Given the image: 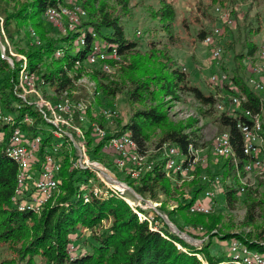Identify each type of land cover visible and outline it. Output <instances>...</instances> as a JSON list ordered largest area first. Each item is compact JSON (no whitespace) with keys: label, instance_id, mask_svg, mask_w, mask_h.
Instances as JSON below:
<instances>
[{"label":"trees","instance_id":"1","mask_svg":"<svg viewBox=\"0 0 264 264\" xmlns=\"http://www.w3.org/2000/svg\"><path fill=\"white\" fill-rule=\"evenodd\" d=\"M160 1V9L153 10L152 14L161 21L167 39L165 42L151 39L142 47L139 40L128 37L125 26L105 0H81L88 12L83 24L92 26L103 38L118 45L122 60L115 65L118 68L117 75H111L99 67L88 71L84 60L91 50V37L85 46L77 50L72 41L76 33L50 34L49 29L55 33L57 31L45 20L44 12L48 7L57 5L59 0H0L2 42L6 45V54L14 60L12 65L0 52V75L4 76L0 79V101L5 111L18 114V118L25 114L35 118L33 124L22 126L29 132L42 133L41 157L46 148L52 147L57 140L50 130L46 133L43 131L44 126L40 127V124L49 122L35 104L26 103L18 108L23 103L15 89L20 60L11 54L8 42L11 46L15 45L17 52L27 56L30 71L44 78L47 83L45 91L53 94L50 99L57 102L66 95L75 103H85L84 110L74 108L73 121L85 129L91 155L100 154L104 141L109 137L126 132L131 134L141 153H150L152 132L157 127L161 129V134L156 146L175 144L186 155V162L193 156L191 145L195 149L200 148L195 128L198 119L192 117L178 123L171 122L167 100H182L183 94L190 93L203 105L214 108L218 100L214 93L208 94L191 84L188 72L173 57L169 45L175 43L173 27L177 11L168 0ZM120 3L126 5L128 0H120ZM236 11L233 10L235 15ZM256 18L259 22L260 18ZM213 29L203 27L197 36L204 41ZM260 30L259 23L256 28L246 23L243 26L246 41L243 49L235 55L236 66L230 70L226 66L221 69L229 73L245 97L236 106L235 115L225 110L217 118L221 126L220 133L230 134L234 152L227 158L223 157L226 160L216 174H210V170L201 165L196 171L202 174L207 169L208 176L214 178L220 175L221 180H229L227 183L223 181V194L230 208H235L239 194L246 191L242 178L246 176L245 165L250 159L243 152L244 140L238 122H250L245 115V111L250 110L260 115L264 127V99L260 92L250 86L243 73L244 67L247 69L245 61L256 59L260 48V44L250 40L248 34L254 35ZM33 31L37 33L40 43L32 36ZM59 47H64L62 56L55 54ZM77 60L82 62L81 67L76 66ZM83 74L94 81L92 87L79 81ZM118 95L124 96L125 102L133 108L132 113L124 124L117 120V128L113 131L108 129L110 135L97 144L96 137L91 133V121L107 127V120L101 114L100 117L95 115L94 107H106ZM204 113L209 114V111ZM82 114L87 116L86 121L81 120ZM12 128L0 122V129L8 134ZM61 141L63 145L58 151L62 158L59 190L40 212L20 210L18 203L12 199L18 167L0 145V264H234L230 248V257H225L223 250L219 253L212 251L214 237L223 243L228 241V244L237 239L252 250L264 254V224L256 225L255 233L225 231L228 225L221 214L192 213L191 204L204 195L211 183L203 177L189 182L180 173L174 180L166 173L162 153H151L156 160L155 165L140 178H125L143 197L163 201L162 206L158 207L159 211L166 213L180 231L197 239L205 238L201 245L189 242L173 232L160 214H155L151 223L139 216L138 211L147 214L144 208L134 209L123 197L112 192L95 196L92 190L84 188L86 185L92 188L89 180L95 178V175L90 169L73 167L72 158L76 155V148L68 145L66 139ZM100 157L103 162L108 158L104 154ZM258 174L259 182L264 184V174ZM184 188H188V195ZM247 195L243 226H253L257 220V207L264 204V200H256L249 192ZM86 196H89L88 200ZM168 199L177 200L179 204L173 209H166ZM199 226L206 230L202 237L187 229H197ZM88 232L90 237L86 238ZM86 245H89L88 251ZM3 249L9 253L5 255L1 251Z\"/></svg>","mask_w":264,"mask_h":264},{"label":"built area","instance_id":"2","mask_svg":"<svg viewBox=\"0 0 264 264\" xmlns=\"http://www.w3.org/2000/svg\"><path fill=\"white\" fill-rule=\"evenodd\" d=\"M217 11L220 14V19H223H221L222 22H229L226 13L219 7ZM87 17L88 12L83 7L81 0H59L57 5L48 7L44 12L45 20L61 35L71 32L76 33L72 41L77 50L85 46L89 37H91V50L86 60H84L88 71L99 67L108 73L112 72L116 67L115 65L122 60L118 45L103 38L92 26L84 25L83 23L87 20ZM136 33L138 36L142 34L140 30ZM222 34L223 27L221 25L216 26L203 41L205 45L211 47L212 56L218 61L223 58L224 54L223 46L220 40H217V37ZM32 36L40 43L35 31L32 32ZM8 46L11 49V54L20 60V70L15 89L23 99V103H20L18 108H21L26 103L35 104L46 121L50 123V131L57 140L52 147L46 148L43 157H41L42 133L29 132L22 126L23 124H33L35 118L28 114L20 118H18L16 113L14 115L9 114L5 112L0 101V122L13 126L10 134L0 129V145L2 144L7 155L15 161L18 167L16 187L12 199L18 203L20 210L31 209L35 212H40L43 206L59 190L61 183L59 173L62 169V158L58 151L63 145L61 139H66L68 145H74L76 148V155L72 158L73 167L90 169L95 175V178L89 180V185H92V188L88 185L84 186V188L92 190L95 196H99L102 193H115L127 200L134 209L137 207L144 209L152 207L136 196V202L131 199L129 194L134 195L130 192V185L126 181L119 179V172L124 173L125 176L132 180L140 178L144 172L154 167L156 160L151 153L155 151L162 153V157L165 160L166 173L174 180H176L178 173L181 176L187 175L193 170L198 161L204 162V158H199L200 148L195 149L192 145L190 149L193 156L187 162L186 155L175 144L163 143L156 150L150 149V153L143 154L139 151L138 145L131 134L127 132L113 135L104 141L100 150V154L108 156L104 162L93 157L87 143L85 129L73 125L74 108L78 107L84 110L86 108L85 103H75L69 98L54 102L52 99L47 98L45 92L41 91V88H47L44 78L36 72L30 71L28 58L25 54L14 52L10 42H8ZM64 52V47H59L55 54L62 56ZM256 60V63L253 60L249 61L251 75L247 79L250 86L256 91L262 92L264 91V42L259 48ZM81 65L82 62L77 60L76 66L81 67ZM87 79L88 76L83 74L79 81L86 82ZM210 82L216 87H225L230 90L229 102L233 105V108H229L227 111L229 114L235 115L236 106L245 97L229 73L222 70L217 71L211 75ZM217 106L221 111H225V104L217 102ZM115 114V109L108 108L104 110L106 120L112 118ZM245 115L249 117L250 122L242 120L238 122V127L244 140L243 152L250 157L245 165L246 176L242 178L244 180L249 174L254 172L264 174V157L262 156L264 152L263 123L259 114H253L250 110H247ZM86 119L87 116L82 114L81 120L86 121ZM91 133L96 137L97 144L110 135L108 128L99 123L91 124ZM75 134L77 137H75ZM214 152L217 156L225 158L233 154V144L228 132H222L217 135ZM109 159L111 162H108ZM203 179L211 183V185L202 197L191 204L190 211L192 213L210 214L215 211L218 204L217 196L212 187L221 182V176L217 175L212 178L206 174ZM97 181L101 182L102 185H99ZM243 183L246 184L245 182ZM86 199L88 200L89 196H86ZM138 213L141 218L148 219L152 223L154 215L149 216L139 211ZM229 248L234 256V264H264V254L252 250L237 239H233L229 243Z\"/></svg>","mask_w":264,"mask_h":264},{"label":"rangeland","instance_id":"3","mask_svg":"<svg viewBox=\"0 0 264 264\" xmlns=\"http://www.w3.org/2000/svg\"><path fill=\"white\" fill-rule=\"evenodd\" d=\"M105 1L110 6L111 10H113L114 15L120 18L122 24L125 26L128 37L131 39L139 40L142 47H145V45L151 39H161L163 40V42L166 41L165 39H167V33L162 29L161 21L158 18H155L152 14L153 10L160 9V0H128V3L126 5H122L120 3V0ZM168 1L174 5L177 11V17L173 27V31L175 32V43L169 45L173 57L178 60L183 69L188 72L191 84L198 86L208 94L214 93L217 97L218 102L225 104V110H228L229 108L232 109L233 105H231L229 102L230 90L225 87H216L210 82V78L213 73L220 71L224 66H226L229 70L236 66V60L234 59L235 55L243 49V45L246 41L245 35L243 33V26L246 23L249 22L253 24L254 28H256L259 23L261 29L260 32L254 35H248L250 37V40L258 42L260 46L262 45V43L264 42V0H260V2L258 3H254V1L252 3V0H223L222 2H218L216 0L215 3L213 2V0ZM218 7L228 15L229 22H222L223 19H220V14L217 11ZM234 9L237 10V15L234 14ZM204 11H208V13L205 14ZM256 16L260 18L259 22L257 21ZM219 25L223 27V34L220 37H217V40L219 39L223 43L225 54L223 58L218 61L213 58L211 47L205 45L203 40L200 39L197 34L199 29L203 27H205L207 30H211ZM138 30L142 32L140 36H138L136 33ZM233 30H235V32ZM49 32L51 35L60 34L58 32L55 33L50 29ZM230 43L231 47L229 46ZM12 50L14 52H17L15 49V45H12ZM255 61L257 62L256 59L253 60V62ZM245 62L247 66L249 64V60H246ZM117 70L118 68L116 66L115 69L109 73L111 75H117ZM243 73L247 78L251 75V71L247 70L245 67ZM0 77L1 80L2 78H4L3 75H0ZM84 83H86L89 87H92L94 85V81L89 78ZM41 91L45 92L47 98L53 96L51 91H45V88H41ZM263 92L264 91L260 92L261 96L264 95ZM63 97L64 98L62 99L68 98L66 97V95H63ZM137 106L138 105H135L134 107ZM94 108V114L98 117H100L99 114L104 116L105 109L109 108L116 110V114L106 121L107 128L110 131H113L115 128H117V120L121 121V123L123 124L127 122L133 110V108L125 102L124 96L122 95H118L116 98L111 99V101L107 103L106 107ZM167 111L170 120L173 123L186 121L192 117L198 119L195 128H197V135L200 142L199 158H204V162H202L201 160L198 161L195 164L193 170H191L188 174L186 173L187 175H183V178L191 182V180H193L194 178H201L205 176L207 174V169L202 174H200V172H196L199 168L198 166L200 165L204 168L207 167L210 170V174H216L217 172H219L221 169V165L224 164L226 159L217 156L214 152L215 139L221 130V126L218 123L217 118L222 113V111L218 108V106L214 108L203 105L192 94L187 93L183 94L182 100H167ZM204 111H209V114L204 113ZM5 112L14 115V113L8 110ZM91 122L98 123L95 121ZM73 125L82 127L75 122L73 123ZM43 126V131L46 133L51 129V125L49 123L40 124V127ZM160 134V128L157 127L153 129L152 141L150 143V147L152 150L157 149L156 143L159 140ZM155 152L157 153L158 151ZM100 156L101 154H97V156L95 155L93 157L99 159ZM262 156L264 157V152ZM118 176L119 179L129 183L128 180H126L125 175H123L122 173ZM258 176L259 174L254 172L249 174V176H247L245 180L242 179V183H246H243V186H246V191L239 194V201L236 203L235 208H230L224 200V183L229 182V180H221L219 184L212 187L216 196L218 197V206L211 214H221L224 217L225 224L226 226L228 225V227L224 229L225 231L243 230L255 233L256 225L260 226L261 224H264V204H260L257 207L256 224L253 226H243V220L245 219L246 215L245 199L248 197L247 193L249 192V194H251V197L255 198L258 201L264 200V184H261L259 182ZM262 178H264V176ZM181 183L182 181L179 182V184ZM132 188L134 189V187ZM184 189L186 191V195H188V188ZM131 199L135 202L137 201L135 196H132ZM145 199L151 200L149 197H146ZM151 201L156 205L157 209L158 207H161L163 203V201ZM178 204L179 201L168 199L166 209H173ZM144 205L146 204L144 203ZM145 210L147 211L146 215L149 216L158 214L154 208H145ZM161 213L165 217L169 218V216L163 211H161ZM161 217L165 220V217ZM187 229L188 231H190V233L201 235V237L206 233V230L202 226L197 227V229H194L192 227H189ZM89 237L90 236L88 232L86 238ZM200 240H202V242H196L198 245H201L205 238ZM85 248L88 251L89 245H86ZM221 250H223V253L226 255L225 257L231 256L228 241L223 243L219 241L217 237H214L212 251L214 253H219L222 252ZM1 251L5 253V255L9 253L8 251H5V249ZM205 264L207 263L205 262Z\"/></svg>","mask_w":264,"mask_h":264},{"label":"water","instance_id":"4","mask_svg":"<svg viewBox=\"0 0 264 264\" xmlns=\"http://www.w3.org/2000/svg\"><path fill=\"white\" fill-rule=\"evenodd\" d=\"M1 22H0V52L3 58L9 60L12 63H14V60L12 59V57L8 56L5 52V45L2 42V35H1ZM130 192L136 196L137 198L146 201L152 208H154L158 214H160L161 216L165 217L156 207V205L148 199H145L142 195H140L139 193H137L131 186H129ZM165 222L170 226V228L172 229L173 232H175L176 234L180 235L182 238L194 242L196 243L197 241L202 242V240L197 239L192 237L191 235H189L187 232H182L180 231V229L176 226V224L171 221L168 217H165ZM197 244V243H196Z\"/></svg>","mask_w":264,"mask_h":264},{"label":"crops","instance_id":"5","mask_svg":"<svg viewBox=\"0 0 264 264\" xmlns=\"http://www.w3.org/2000/svg\"><path fill=\"white\" fill-rule=\"evenodd\" d=\"M250 69V67H249V64L247 65V70H249ZM263 94H264V92H263ZM262 98L264 99V95L262 96ZM216 199H218V197L216 198ZM218 201V200H217ZM218 203V202H217ZM217 206H218V204H217Z\"/></svg>","mask_w":264,"mask_h":264}]
</instances>
